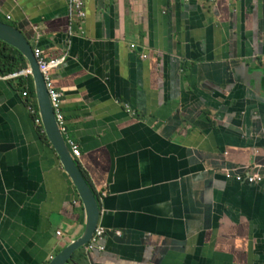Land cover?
<instances>
[{"label":"crops","instance_id":"obj_1","mask_svg":"<svg viewBox=\"0 0 264 264\" xmlns=\"http://www.w3.org/2000/svg\"><path fill=\"white\" fill-rule=\"evenodd\" d=\"M84 8L71 37L67 0H0L61 59L63 138L98 201L104 237L68 264H264V0ZM28 80L0 76V264H48L86 225ZM246 169L263 183L224 177Z\"/></svg>","mask_w":264,"mask_h":264},{"label":"water","instance_id":"obj_2","mask_svg":"<svg viewBox=\"0 0 264 264\" xmlns=\"http://www.w3.org/2000/svg\"><path fill=\"white\" fill-rule=\"evenodd\" d=\"M0 42L18 50L27 60L29 65L28 71L34 84V94L37 101L41 125L47 139L60 157L61 164L70 177L85 210L86 225L82 236L68 245L48 263L68 264L78 250L89 245L98 229L100 218L98 201L80 172L76 159L72 157L68 145L58 128L43 75L38 67L37 60L34 57L30 45L23 39L21 34L12 27L1 22Z\"/></svg>","mask_w":264,"mask_h":264},{"label":"built area","instance_id":"obj_3","mask_svg":"<svg viewBox=\"0 0 264 264\" xmlns=\"http://www.w3.org/2000/svg\"><path fill=\"white\" fill-rule=\"evenodd\" d=\"M85 2L86 0H67L68 16H69V34L71 37L73 36L74 32L77 29H79L81 32L83 30V27H81V25L86 18L85 8H84ZM33 54L37 60L38 67L43 75V79L49 93L51 105L54 110L58 128L61 134L65 135L67 130L65 126L64 116L61 111V105H62L61 95L58 92L54 91L52 88V75L54 71L59 67V64L61 63V59L48 60L43 57V53L38 48L34 49ZM23 72L27 76H30L28 70H24ZM26 95L27 93L23 94V96ZM37 123H40L39 119H37ZM67 145L73 158H79L81 156V152L79 151L78 146L72 140H68ZM224 177L226 181H233L237 184H246L248 186L257 187L263 183V180L259 175L253 174L248 169H246L243 173L240 174L225 173ZM58 236H60V233H58ZM103 237H104V230L98 228L93 236V239L91 240V242L87 247L90 250H93L97 246L98 242L102 240ZM100 251L102 252L103 249L100 248Z\"/></svg>","mask_w":264,"mask_h":264},{"label":"trees","instance_id":"obj_4","mask_svg":"<svg viewBox=\"0 0 264 264\" xmlns=\"http://www.w3.org/2000/svg\"><path fill=\"white\" fill-rule=\"evenodd\" d=\"M24 70H26L24 56L18 50L0 42V76L16 75ZM28 85H30L32 95L35 96L33 86L29 80Z\"/></svg>","mask_w":264,"mask_h":264},{"label":"clouds","instance_id":"obj_5","mask_svg":"<svg viewBox=\"0 0 264 264\" xmlns=\"http://www.w3.org/2000/svg\"><path fill=\"white\" fill-rule=\"evenodd\" d=\"M12 76H15V75H12Z\"/></svg>","mask_w":264,"mask_h":264}]
</instances>
